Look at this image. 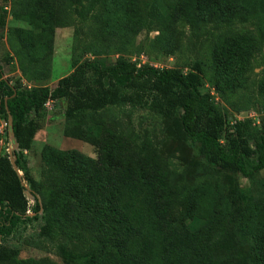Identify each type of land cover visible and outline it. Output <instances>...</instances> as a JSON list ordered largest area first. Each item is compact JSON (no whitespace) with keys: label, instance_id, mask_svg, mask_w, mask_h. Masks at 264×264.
<instances>
[{"label":"trees","instance_id":"trees-1","mask_svg":"<svg viewBox=\"0 0 264 264\" xmlns=\"http://www.w3.org/2000/svg\"><path fill=\"white\" fill-rule=\"evenodd\" d=\"M29 2L32 9L26 18L34 27L19 29L18 34L23 41L36 44L32 50L39 54L53 48L52 20L62 12L64 2L80 14L85 13L87 3L96 20L116 30L130 27L134 33L165 18L169 22L186 19L191 26L217 17L227 22L264 23V0H164L169 10L166 17L155 6L146 17L140 15L141 3L148 0ZM99 7L106 9L104 16L93 12ZM5 22L6 16L1 14L0 26ZM261 44L250 34L221 41L213 86L218 91L245 86L244 76ZM203 74L199 62L185 73L125 57L113 63L84 59L54 88H23L5 78L0 65V112L7 123L8 110L12 115L20 149L14 154L23 173L14 169L9 153L0 156V264H38L19 259L17 248L2 244L20 222L38 219L43 209L41 235L54 238L59 232L54 230L50 212L59 211L64 216L78 208L88 210L84 232L91 244L82 248L76 243L74 247L60 244L67 264H215L213 258L220 252L225 258L218 264H264V202H250L238 182L239 175L249 178L264 170V122L256 126L252 118H245L231 124L212 92L203 90ZM63 99L67 101L66 116L72 120L65 133L95 144L99 157L96 160L77 150L47 145L43 156L49 164L48 173H63L69 189L60 186L41 205L24 154L40 128L31 113H39L50 100ZM111 104L147 108L176 120L184 138L197 148L205 163L230 179L225 187L230 203L221 209V219L215 220L211 207L190 200L185 185L171 184L167 165L155 154L136 149L134 134L104 121L100 131L86 127L84 114L88 110ZM27 186L34 196L33 204L26 194ZM196 213L206 221L193 228L187 220ZM215 233L222 234L218 246L213 244ZM243 233L252 236L254 244H238L235 235Z\"/></svg>","mask_w":264,"mask_h":264},{"label":"rangeland","instance_id":"rangeland-1","mask_svg":"<svg viewBox=\"0 0 264 264\" xmlns=\"http://www.w3.org/2000/svg\"><path fill=\"white\" fill-rule=\"evenodd\" d=\"M148 1L147 4L141 3L140 15L146 17L155 6V10L166 17L169 10L164 0ZM105 8L99 7L93 12L103 15ZM31 9L29 0H0V15L6 16L5 24L0 26V65L4 77L10 79L11 83L19 82L23 88H54L60 78L73 71L76 62L84 59L113 63L125 57L139 64L177 68L185 73L192 71L199 62L204 69L203 90L212 92L231 124L245 118H252L256 126L264 122V23L239 19L227 22L217 17L200 20L196 26H191L186 19L169 22L165 18L134 33L130 27L116 30L96 20L88 11L87 3L85 13L80 14L64 2L62 12L55 17L58 23H55V18L52 20L55 26L53 48L44 52L40 50L42 53L39 54L32 50L36 44L23 41L18 34L19 29L31 30L34 27L26 18ZM46 32L43 30V33ZM243 34L254 35L262 41L261 48L254 55L251 70L244 76L245 86L218 91L212 80L220 42L227 41L232 35ZM31 53L37 58H33ZM66 107L67 101L64 99L50 100L39 113H31L40 128L31 149L25 150L24 154L36 182L35 193L41 205L60 186L65 191L69 189L63 173H48L49 164L43 156L47 145L61 150H77L96 160L99 157L95 144L65 133L66 127L72 124V120L66 116ZM84 119L86 127L95 131L101 130L104 121L107 125H118L120 131L134 134L133 146L136 149L155 154L167 165L171 184L185 185L187 190L184 192L190 200L196 199L199 205L211 207L215 220L223 217L221 209L227 208L230 203L225 193L230 179L205 163L197 148L184 138L176 120L129 104H111L100 110H88ZM19 150L7 120L0 112V156ZM238 182L246 190L250 202H264V170L249 178L239 175ZM189 190L193 191L187 192ZM26 194L33 204L34 196L30 192ZM31 215H34L32 211ZM44 215L45 211L41 209L38 219L20 222L13 233L3 239L2 244L17 248L19 259L36 261L38 264H67L59 250L62 243L71 247L76 243L80 248L91 244L84 232L88 210L78 208L64 216H60L59 211L50 212L54 219V230L59 232L54 238L41 235ZM205 221L196 213L187 223L197 228ZM235 236L238 244H254V238L250 235L243 233ZM221 237V233H215L213 244L218 246ZM224 258L225 254L220 252L213 262L218 264Z\"/></svg>","mask_w":264,"mask_h":264},{"label":"water","instance_id":"water-1","mask_svg":"<svg viewBox=\"0 0 264 264\" xmlns=\"http://www.w3.org/2000/svg\"><path fill=\"white\" fill-rule=\"evenodd\" d=\"M6 102H7V100H6ZM8 124H9V127H10V129H11L12 135L14 136V132H13V118H12V115H11V113H10L9 110H8ZM14 138H15V136H14ZM15 141H16V139H15ZM16 143H17V141H16ZM17 146H18V143H17ZM10 158H11V162H12V164H13L14 169H15L19 174L22 175V171L20 170V168H19V166H18V164H17V162H16L17 157H16V155L14 154V151H11V152H10ZM28 192H30V193L32 194L30 187L27 186V191H26V193H28Z\"/></svg>","mask_w":264,"mask_h":264},{"label":"built area","instance_id":"built-area-1","mask_svg":"<svg viewBox=\"0 0 264 264\" xmlns=\"http://www.w3.org/2000/svg\"><path fill=\"white\" fill-rule=\"evenodd\" d=\"M31 214V213H30Z\"/></svg>","mask_w":264,"mask_h":264}]
</instances>
